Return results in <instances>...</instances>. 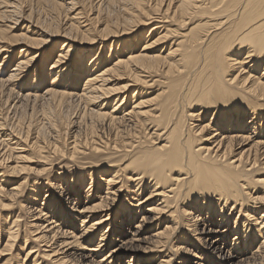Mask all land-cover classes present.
I'll return each instance as SVG.
<instances>
[{"label": "bare ground", "instance_id": "bare-ground-1", "mask_svg": "<svg viewBox=\"0 0 264 264\" xmlns=\"http://www.w3.org/2000/svg\"><path fill=\"white\" fill-rule=\"evenodd\" d=\"M1 57V264H264V0H0Z\"/></svg>", "mask_w": 264, "mask_h": 264}, {"label": "rangeland", "instance_id": "rangeland-1", "mask_svg": "<svg viewBox=\"0 0 264 264\" xmlns=\"http://www.w3.org/2000/svg\"><path fill=\"white\" fill-rule=\"evenodd\" d=\"M150 37H151V36H150ZM15 53H16V52H15ZM75 56H76V55H75ZM75 56H74V57H75ZM12 58L14 59V55L12 56ZM1 60H2V57L0 58V61H1ZM21 105H22V106H21ZM25 105H26V104H24V106H25ZM44 105H45V104H44ZM48 105H49V104H48ZM48 105L46 104V106H48ZM52 105H53V106H56V105H54V104H52ZM24 106H23V104L21 103L18 107H19V108L22 107V108H20V109H19V108H16V110H15V109H14V110L12 109L13 111H12V110H10V111L7 110V113H5V111H6L5 108H6V107H4L5 110H3V117L6 118L5 120H6V122L8 121V122H7L8 124H13V126H14V124L16 125V124L18 123L17 121H19V119H20V120L22 119V120H21V126L27 128V127H28V124H30L31 126H33V127H31V126L29 125V127H31V130H30L31 132H30V134H31L32 132L35 133V131L38 130V128H40V127L42 128L43 123H44V122H42V121H43V118H42V116L40 115L42 110H38V108L41 109V108L38 106V108H37V107L35 108V113H32V111H31V105H30V104H29V106H28V104H27V106H25V107H24ZM26 107H27V109H25ZM23 108H24L25 110H23ZM61 108H62V109H61ZM21 109H22V110H21ZM53 109H54V111L57 110V109H55V108H53ZM59 109H61V112H62V113H63L64 111H65V113H66V109H64L63 107H60ZM59 109H58V110H59ZM58 110H57V111H58ZM72 110H73V112H74V109L71 108V110H70V112H69L70 114H71ZM29 111H30V112H29ZM8 112H9V113H8ZM12 114H13V115H12ZM23 114H24V116H23ZM63 114H64V113H63ZM5 115H7V116H5ZM8 115H9V116H8ZM11 115H12V116H11ZM16 115H17V116H16ZM27 115H30V116H27ZM25 116H26L27 118H26ZM40 116H41V117H40ZM16 117H17V118H16ZM28 117H29V118H28ZM38 117H39L40 119H39ZM13 118H14V119H13ZM35 118H36V119H35ZM15 119H16V121H15ZM25 119H26V120H25ZM28 119H31L32 121H31V120H28ZM38 119H39V120H38ZM30 121H31V122H30ZM38 121H39V122H38ZM40 121L42 122V124L40 123ZM23 122H25V123H23ZM34 122H36V123H34ZM33 123H34V124H33ZM39 123H40L41 125H40ZM25 124H26V125H25ZM8 126H9V125H8ZM39 126H40V127H39ZM34 127H35V128H34ZM33 128H34V129H33ZM17 129H18V128H16V130H17ZM33 130H34V131H33ZM48 130H49V129L47 128V129H46L47 132L45 131L46 134L49 133ZM18 131H22V130L19 129ZM25 131H27V130L24 129L22 132L24 133ZM50 131H52V129H50ZM45 132H44V134H45ZM33 133H32V135H33ZM24 134H25V133H24ZM66 138H67V135H64V134H63V141H62V142H64V145H65V146L67 145L66 143L69 142V141L66 142V140H68V139H66ZM41 139H42V140H41L42 143H43V142H46V143H47V138L44 139V136H42ZM65 139H66V140H65ZM65 142H66V143H65ZM46 143H43V144H46ZM26 175L28 176V174H26V173L22 174L21 178H20V176H19V178H14V176H12V182H11V184H12V183H15V181H17V180H18V182L21 181V180L24 181V178H25ZM23 176H24V177H23ZM25 179H26V178H25ZM8 186H9V185H8ZM8 186H7V187H8ZM12 186H13V185H11L10 187H12ZM10 187H9V188H10ZM45 188L47 189L48 187H45ZM41 194H42L41 199H43V198L45 197L46 191H44V192L42 191ZM139 218H140V217H139ZM2 222H3V221H2ZM3 261H4V259H3V260L0 259V264H1Z\"/></svg>", "mask_w": 264, "mask_h": 264}]
</instances>
